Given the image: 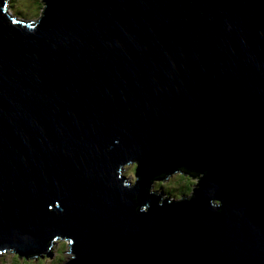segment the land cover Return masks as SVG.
Masks as SVG:
<instances>
[{"label":"water","instance_id":"1","mask_svg":"<svg viewBox=\"0 0 264 264\" xmlns=\"http://www.w3.org/2000/svg\"><path fill=\"white\" fill-rule=\"evenodd\" d=\"M42 2L0 0V255L264 264V0Z\"/></svg>","mask_w":264,"mask_h":264},{"label":"rangeland","instance_id":"2","mask_svg":"<svg viewBox=\"0 0 264 264\" xmlns=\"http://www.w3.org/2000/svg\"><path fill=\"white\" fill-rule=\"evenodd\" d=\"M38 2H40L41 4L42 0H13L11 2V9L13 12L28 14V17L34 19L38 15ZM68 251V241L61 240L58 244L56 243L53 247L52 256L27 260L22 259L18 254L13 253L12 251H7L6 253L0 255V264H64V262L71 257V254Z\"/></svg>","mask_w":264,"mask_h":264},{"label":"trees","instance_id":"3","mask_svg":"<svg viewBox=\"0 0 264 264\" xmlns=\"http://www.w3.org/2000/svg\"><path fill=\"white\" fill-rule=\"evenodd\" d=\"M38 4L39 5H38V8H37V14H39V13L41 14V12L43 11V8H44V3L42 2L40 4V2H38ZM11 6H12V3L10 2V8H11ZM14 13H16V14L22 16V17L30 18V17H28V14H23V13H20V12H14ZM189 170L192 171L193 174H196V175L198 174L199 176H197V177L203 176V173H201L200 171H198L196 169L190 168ZM180 175H181L180 177L182 179V182H168V183H165V181L160 182V183H164L166 185V187H163V188H165L164 190L167 193H172V194H175L177 196H182V195H187V192L189 190L191 191V189H192L191 185L188 184L187 181H184V179L182 177H184L185 179H189L191 181L193 178L190 177V176H192V175L189 174V173H184L183 171L180 172ZM192 181H194V180H192ZM163 188L161 186L160 189H163Z\"/></svg>","mask_w":264,"mask_h":264},{"label":"clouds","instance_id":"4","mask_svg":"<svg viewBox=\"0 0 264 264\" xmlns=\"http://www.w3.org/2000/svg\"><path fill=\"white\" fill-rule=\"evenodd\" d=\"M13 0H9V3L10 2H12ZM9 12H11L13 15H14V17H16V18H19V19H21V20H23V21H27V20H25V19H31L32 20V18H26V17H22V16H20V15H18V14H16V13H14L13 11H12V9L9 11ZM40 15H42V12H41V14H38L35 18H34V20H36ZM22 18H24V19H22ZM61 240H67L68 241V245H69V251H70V241L68 240V239H59L58 240V243L61 241ZM57 243V244H58ZM53 249V248H52ZM52 249H51V251H52ZM68 251V252H69ZM6 253V252H5ZM14 253V252H13ZM70 253V252H69ZM45 257H47V256H45ZM23 259V258H22ZM66 262V261H65ZM65 262H64V264H65Z\"/></svg>","mask_w":264,"mask_h":264}]
</instances>
